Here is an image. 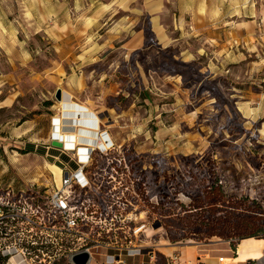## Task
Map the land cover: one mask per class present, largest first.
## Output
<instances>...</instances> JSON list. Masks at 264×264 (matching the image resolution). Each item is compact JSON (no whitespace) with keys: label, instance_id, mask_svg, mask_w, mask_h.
I'll list each match as a JSON object with an SVG mask.
<instances>
[{"label":"rangeland","instance_id":"rangeland-1","mask_svg":"<svg viewBox=\"0 0 264 264\" xmlns=\"http://www.w3.org/2000/svg\"><path fill=\"white\" fill-rule=\"evenodd\" d=\"M182 6L186 0H0V191L10 186L45 198L59 186L61 165L75 168L60 142L52 147L53 133L77 134L69 120L93 118L63 111L54 99L59 90L97 117L114 145L93 156L81 197L90 203L97 192L115 214L124 199V213L144 225L138 244L152 247L154 264L165 256L192 264L225 257L228 264L227 250L239 254L248 239L264 240L235 234L256 205L264 230V50L222 46L227 39L210 25L193 32L177 12ZM197 157L212 162L217 208L206 207L201 185L195 202L205 206L196 213L203 218L182 216L170 198L153 214L156 181L174 196L179 179L200 183L205 167H194ZM136 175L144 182L138 198ZM226 216L234 228L225 232L213 221L217 235L207 237L200 221Z\"/></svg>","mask_w":264,"mask_h":264},{"label":"built area","instance_id":"built-area-1","mask_svg":"<svg viewBox=\"0 0 264 264\" xmlns=\"http://www.w3.org/2000/svg\"><path fill=\"white\" fill-rule=\"evenodd\" d=\"M256 1L264 5V0ZM93 124L99 132L92 139L80 138L75 150L65 149L60 140H51L61 143L57 149L71 153L75 168L61 165L59 186L47 197L31 191L14 192L10 186L0 191V264H73L71 257L78 252L88 255L87 264H154L152 247L138 244L144 225L138 226L135 218L124 213V199H118L121 207L115 214L97 192L90 203L81 197L89 190L85 170L93 156L106 155L114 147L108 133L99 128L98 118ZM86 140L89 144H82ZM101 220L111 227H101ZM94 229L96 237L91 235ZM258 250L262 253L259 259H245L242 264H264V243ZM226 252L231 259L228 264H236L239 255ZM223 258L218 257L217 263L224 264ZM164 260L165 264H192L181 257L165 256Z\"/></svg>","mask_w":264,"mask_h":264},{"label":"crops","instance_id":"crops-1","mask_svg":"<svg viewBox=\"0 0 264 264\" xmlns=\"http://www.w3.org/2000/svg\"><path fill=\"white\" fill-rule=\"evenodd\" d=\"M184 3L185 1L183 2V5ZM187 5L190 7H187ZM180 9L177 11L178 14L181 16H188L189 22H186V25L188 28H192L193 32L194 30H198L203 26L205 27L206 25H210L212 31L216 29V31H218L216 33H221L223 38L227 39L226 42H222V46H225V43L227 46H233L230 43L233 41L236 43V45L247 48V50H249L248 47H252L253 50H256V52L260 51L261 49L264 50V13L261 9L260 2L256 0H186V7L182 8L183 10ZM176 22L177 24H182V20L177 16L174 18V23ZM68 99L69 97L63 93L62 100L60 102L63 111H78L81 113H79L81 117H84L86 120L92 118L93 115L91 114V116L84 107L73 105ZM69 121H71V125L74 127H80L81 129H85L84 125L87 126L86 128H89V130H92L90 129V126H95L93 124L95 120L91 121V125L89 123H82L78 118H73ZM93 130H95V128ZM55 133L56 132L53 134ZM73 135L78 137L77 134ZM83 136L84 138L88 139L93 138L94 134L91 135L89 132H84ZM71 139L72 136L70 137V140ZM53 143L54 142L52 141L51 145ZM52 147L54 146L52 145ZM257 241H260L263 246L264 240L252 239L248 241L249 243L247 246H250L247 247V249H244L243 258L246 257L255 260V257H261L262 253L258 250L259 248H254L255 246H258ZM256 251L257 255L255 254ZM238 258H241L240 255ZM197 259H199L198 264H216L215 260L217 258L212 256L208 261L205 260L202 262L200 261V258ZM226 259L229 260L230 258L226 257Z\"/></svg>","mask_w":264,"mask_h":264},{"label":"trees","instance_id":"trees-1","mask_svg":"<svg viewBox=\"0 0 264 264\" xmlns=\"http://www.w3.org/2000/svg\"><path fill=\"white\" fill-rule=\"evenodd\" d=\"M184 159H185L184 161H189L190 158H188V157L186 158L185 157ZM203 164H204V167H205V173H204V175L200 176V183H198V184L195 183L196 184L195 187H192L191 183H189L188 180H185V179L184 180H182V179L180 180L179 179V184L177 185V188H179L180 191L177 192L175 196L172 195V193H170L168 191L167 187H164L163 183H161V182L159 183L158 181H156V185L158 186L157 190H159V191H157L158 193H155L153 191L154 189L152 188V196H151V198L153 199V197H154L156 201H154V203H152V205L148 206L149 208H151V212L153 214H155L154 213L155 212V207L156 206L162 207L163 206L162 205L163 200L165 198H167V199L170 198L172 201H174V205H176V206L178 205L177 209L178 210H182L181 211V215L182 216H187L188 218L195 217L196 220H198V217H200V219L203 218L202 216H197L196 213L200 212L205 206L202 205V203H200V202H195V201H197V199H198L197 196L200 193V192H198L196 190V189H198L197 186L200 188L201 185L202 186H201L200 189H202V192L206 194L205 198L207 199V203H209L208 205L205 204L206 207L217 208L216 207V205H217L216 203H218V201L214 197H216L218 195L220 187H219V182L216 179V175H214V172H213L214 168H212L213 167L212 166V162H211V160H208V158H207V160H205L204 157L195 158L194 167L196 169H199L200 172H204L202 170V165ZM184 166L187 167V165H184ZM188 175H189L188 178L191 179V177L193 175V171L188 172ZM136 177H138V175H136ZM139 177H140V179H139ZM139 177H138V181L137 180L134 181V191L136 193L137 198L139 196L141 197L143 195V192L139 189L140 186L144 184L143 175H139ZM185 187H188V191H185V189H184ZM171 190L174 191V189H171ZM178 194L181 195V196H185L186 197V199L189 202L187 206L183 205L182 203H180V201H178V199L176 198V196ZM158 196L160 197V199L158 198ZM172 196H174V197H172ZM255 207L256 208H254V209L257 212H254L255 210L252 213L246 211L245 214L249 215V217H245V219L241 220V226L236 224L235 228H237L236 232H238V233H235V234L238 235L237 237L240 240L244 239V238H251V237H260L261 239H264V230L262 228L258 227V224L261 221V219H260L261 217H259V215H261L262 213L259 212L260 210L258 209L257 205ZM235 211L240 212V209L239 210L236 209L233 212H235ZM238 212H236V213H238ZM181 215L176 213L175 217H178V216H181ZM212 215H213V212L211 213L210 217ZM213 216H215V215H213ZM213 221H217L218 222L217 223L218 226H220V224H221L222 231L228 232L229 230L234 228L231 225V218H229L228 216H226L225 218L224 217L217 218V219L216 218L215 219L212 218L209 221H208L207 218H204V220H201L200 223L205 225V227H206V236L207 237H212V236L217 235L211 229ZM162 226H163V224H162ZM242 226L245 227V229ZM218 237H221V236L218 235ZM163 264H165V260L164 259H163Z\"/></svg>","mask_w":264,"mask_h":264},{"label":"bare ground","instance_id":"bare-ground-1","mask_svg":"<svg viewBox=\"0 0 264 264\" xmlns=\"http://www.w3.org/2000/svg\"><path fill=\"white\" fill-rule=\"evenodd\" d=\"M61 100H62V96H61V99H60V102H61ZM92 118H93V116H92ZM92 120H95V121H97L96 120V117L95 118H93ZM94 121V122H95ZM91 125V124H90ZM95 125V124H94ZM87 126H85L84 125V128L85 129H81V128H79V131L77 132V135H78V137H76V136H74L73 134H69V136H67V135H63V133L61 132V130L60 129H58L57 131H55L56 133L55 134H53V136H54V138H56L57 140H60V141H62L63 143H64V147H65V149H67V150H71V149H74L75 150V144H77V145H79V142H80V138H84V136H83V133L84 132H89V134H91V135H93V134H95V133H97V132H99V130L97 129V127L96 126H94V127H91L90 126V129H92V130H89V128H86ZM95 128V130H93ZM81 135V136H80ZM72 136V139L70 140V137ZM88 139H92V138H88ZM79 148H81V147H79ZM238 255H240V257L241 258H237V260H235V262L236 263H238V264H242V261L243 260H245V259H251V258H243V252H239V254ZM251 255V254H250ZM248 256V255H247ZM250 257V256H249Z\"/></svg>","mask_w":264,"mask_h":264},{"label":"water","instance_id":"water-1","mask_svg":"<svg viewBox=\"0 0 264 264\" xmlns=\"http://www.w3.org/2000/svg\"><path fill=\"white\" fill-rule=\"evenodd\" d=\"M54 99L59 102L61 99V92L59 90H56L54 93ZM55 145L58 146L57 143H53ZM52 144V145H53ZM71 262L73 264H87L88 263V255L85 252H78L75 253L72 257H71Z\"/></svg>","mask_w":264,"mask_h":264}]
</instances>
